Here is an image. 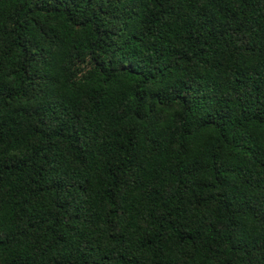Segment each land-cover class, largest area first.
<instances>
[{"label": "trees", "instance_id": "trees-1", "mask_svg": "<svg viewBox=\"0 0 264 264\" xmlns=\"http://www.w3.org/2000/svg\"><path fill=\"white\" fill-rule=\"evenodd\" d=\"M0 264H264V0H0Z\"/></svg>", "mask_w": 264, "mask_h": 264}]
</instances>
